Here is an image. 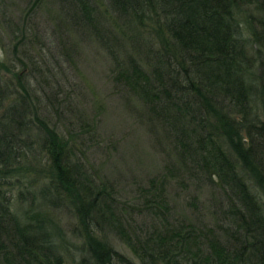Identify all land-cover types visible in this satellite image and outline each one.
I'll use <instances>...</instances> for the list:
<instances>
[{
  "label": "trees",
  "instance_id": "16d2710c",
  "mask_svg": "<svg viewBox=\"0 0 264 264\" xmlns=\"http://www.w3.org/2000/svg\"><path fill=\"white\" fill-rule=\"evenodd\" d=\"M52 2L72 28L96 31L104 20L119 29L115 40L131 55L117 79L166 128L188 177L209 188L216 181L217 223L169 221L154 184L140 194L142 208L120 203L91 180L74 146L32 115L37 98L17 77L22 96L9 102L14 92L0 84V264H264V121L253 114L264 112V0ZM31 116L43 152L37 169L26 154ZM15 188L18 201L30 196L19 212ZM60 207L74 218L73 252L50 215ZM130 214L150 216L148 227Z\"/></svg>",
  "mask_w": 264,
  "mask_h": 264
},
{
  "label": "rangeland",
  "instance_id": "374dc122",
  "mask_svg": "<svg viewBox=\"0 0 264 264\" xmlns=\"http://www.w3.org/2000/svg\"><path fill=\"white\" fill-rule=\"evenodd\" d=\"M34 2L0 0V84L8 93L14 92L7 102L22 96L16 81L26 78L23 89L28 92L30 88L37 98L32 115L74 146V154L91 180L105 184L116 200L142 208L139 196L150 192L154 184L162 187L169 221L216 224L217 217L211 214L221 201L216 181L209 188L188 177L166 128L152 121L145 106L116 77L131 55L124 43L115 40L114 36H121L119 29L104 20L98 21L96 31L79 25L72 28L52 0ZM108 20L113 23L111 17ZM255 108L253 114L264 121V112ZM30 118L32 132L26 142L31 149L26 154L37 169L44 164L40 162L41 135L34 117ZM17 192L15 188L11 194L12 201L16 200L13 210L19 212L28 207L30 196L22 192L23 201H18ZM50 215L71 244L69 251L77 250L80 241L72 234L70 212L60 207ZM128 217V221L148 227L150 216ZM106 233L114 250L137 262L117 236Z\"/></svg>",
  "mask_w": 264,
  "mask_h": 264
}]
</instances>
